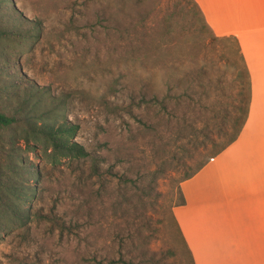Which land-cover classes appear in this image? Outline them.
<instances>
[{"label": "rangeland", "instance_id": "1", "mask_svg": "<svg viewBox=\"0 0 264 264\" xmlns=\"http://www.w3.org/2000/svg\"><path fill=\"white\" fill-rule=\"evenodd\" d=\"M187 2L12 0L26 29L42 23V36L27 43L0 36V56L63 99L64 115L80 125L76 140L101 157L98 173L86 159L53 167L20 143L42 169L32 201L38 216L28 227L0 234V264H192L173 210L182 201V180L205 153L187 166L178 162L168 126L150 127L153 112L138 102L142 90L132 75L141 73L147 83L155 71L166 79L172 65L182 67L179 76L195 69L198 59L186 41L204 35L182 13ZM169 18L174 32L164 40L156 70L147 48ZM122 50L129 59L126 78L120 77ZM216 59L214 77L225 75L231 91V70L225 73L226 64Z\"/></svg>", "mask_w": 264, "mask_h": 264}, {"label": "trees", "instance_id": "2", "mask_svg": "<svg viewBox=\"0 0 264 264\" xmlns=\"http://www.w3.org/2000/svg\"><path fill=\"white\" fill-rule=\"evenodd\" d=\"M186 4L182 13L186 12L185 15L193 19L194 32L204 35L200 42L186 41L192 57L198 59L195 69L179 76L182 67L172 65L166 79H161L160 72L155 71L147 83L141 73L132 74L142 90L138 102H146L153 112L150 127L158 131L162 123L168 126L178 162L187 166L190 160L205 153L182 181L191 178L237 140L248 120L252 102L251 74L239 39L234 35H217L196 0H188ZM25 21L12 6V0H0V36L20 43L40 38L42 23H33L26 29ZM173 32L169 18L164 21L163 30L151 34L146 57L153 61L156 70L159 55L165 50L164 40ZM181 48L182 45L178 50ZM207 54H211L210 62ZM213 56L226 64L225 73L231 70L234 82L231 91L226 90L225 75L214 77ZM128 61L126 50H122L119 56L124 70L121 78L128 76L125 72ZM11 62L9 58L0 59V234L13 225L28 227L38 216L32 211V201L43 177L42 169L25 156L20 143L25 145L26 152H38L36 154L53 167L66 160L86 159L92 172L98 173L101 157L76 140L80 125L64 115L65 101L55 100L47 88L23 74L19 63ZM162 85L167 86L166 94ZM214 96L218 101L213 102ZM184 202L182 193L181 204ZM187 249L194 264L192 252L188 246Z\"/></svg>", "mask_w": 264, "mask_h": 264}, {"label": "crops", "instance_id": "3", "mask_svg": "<svg viewBox=\"0 0 264 264\" xmlns=\"http://www.w3.org/2000/svg\"><path fill=\"white\" fill-rule=\"evenodd\" d=\"M219 35L239 39L252 80L237 140L182 182L174 207L194 264H264V0H196Z\"/></svg>", "mask_w": 264, "mask_h": 264}]
</instances>
